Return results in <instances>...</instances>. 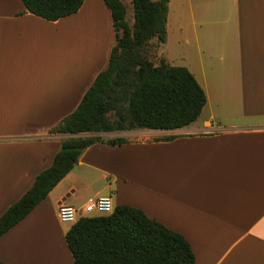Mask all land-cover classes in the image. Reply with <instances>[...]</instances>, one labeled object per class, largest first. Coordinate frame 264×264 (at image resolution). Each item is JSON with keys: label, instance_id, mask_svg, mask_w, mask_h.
Masks as SVG:
<instances>
[{"label": "crops", "instance_id": "0c3cea01", "mask_svg": "<svg viewBox=\"0 0 264 264\" xmlns=\"http://www.w3.org/2000/svg\"><path fill=\"white\" fill-rule=\"evenodd\" d=\"M177 1L169 2L166 41L154 40L155 62L194 75L207 96L200 117L177 130L70 135L53 129L109 65L111 11L104 0H85L77 13L48 21L21 0H0V217L52 166L66 139H127L89 147L0 237L4 264H75L66 242L71 224L59 220V207L105 196L182 234L195 264H264V0H199L196 10L181 0L191 32L181 28L176 43L191 48L173 64L158 50L169 44ZM123 3L132 26L133 0ZM210 31L222 39L214 42Z\"/></svg>", "mask_w": 264, "mask_h": 264}, {"label": "trees", "instance_id": "16d2710c", "mask_svg": "<svg viewBox=\"0 0 264 264\" xmlns=\"http://www.w3.org/2000/svg\"><path fill=\"white\" fill-rule=\"evenodd\" d=\"M27 11L48 21L77 13L85 0H21ZM112 14L116 44L108 67L96 78L81 104L56 128L70 135L134 130H177L194 123L207 96L194 75L165 59L148 57L154 39L167 35L170 0H133L134 24L127 22L123 0H104ZM119 146L118 137H72L63 141L52 166L0 217V237L26 218L75 168L96 143ZM75 264H195L188 240L142 210L117 206L108 215L81 217L66 233ZM0 264H4L0 258Z\"/></svg>", "mask_w": 264, "mask_h": 264}, {"label": "rangeland", "instance_id": "374dc122", "mask_svg": "<svg viewBox=\"0 0 264 264\" xmlns=\"http://www.w3.org/2000/svg\"><path fill=\"white\" fill-rule=\"evenodd\" d=\"M199 0H193V3L188 2L190 6H192L195 10L198 7ZM176 6L171 9V21H170V28H172V32L170 33V39L169 44L167 46L161 47L160 50H158L159 54H165L164 56L171 60L172 63H182L180 59H177V56L181 53H183L184 49H190L191 47H179L177 45L176 41L181 38L182 34L180 29L184 28L186 31V35L191 32V27L189 25V9L187 10V3H184L181 0H178L176 3ZM197 14L196 12H194ZM188 21V22H187ZM208 36H212L213 41H220L222 38L218 37V33L215 31H210L208 33ZM216 37V38H215ZM155 40V39H154ZM153 40V41H154ZM225 49V48H224ZM209 50L206 48V51ZM155 52L157 53V50L155 49V41L151 43V45L148 47V57L152 59L155 62ZM213 52L216 54L218 53V48L215 47L213 49ZM175 53V60H172V55ZM171 55V56H170ZM161 60L157 61L156 63H159ZM171 63V64H172ZM69 226V224H66Z\"/></svg>", "mask_w": 264, "mask_h": 264}, {"label": "built area", "instance_id": "2783aa9c", "mask_svg": "<svg viewBox=\"0 0 264 264\" xmlns=\"http://www.w3.org/2000/svg\"><path fill=\"white\" fill-rule=\"evenodd\" d=\"M111 196L98 197L87 202L82 208L61 204L58 210L59 220L64 224H75L79 218L91 215H108L114 211Z\"/></svg>", "mask_w": 264, "mask_h": 264}]
</instances>
